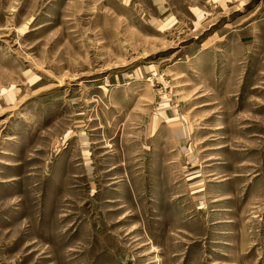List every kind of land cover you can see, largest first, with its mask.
<instances>
[{"label":"rangeland","instance_id":"obj_1","mask_svg":"<svg viewBox=\"0 0 264 264\" xmlns=\"http://www.w3.org/2000/svg\"><path fill=\"white\" fill-rule=\"evenodd\" d=\"M0 264H264V0H0Z\"/></svg>","mask_w":264,"mask_h":264}]
</instances>
